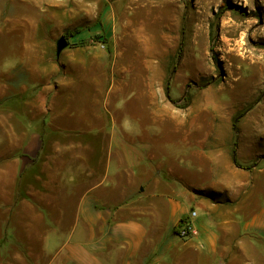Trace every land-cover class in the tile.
Returning <instances> with one entry per match:
<instances>
[{"label":"crops","instance_id":"crops-1","mask_svg":"<svg viewBox=\"0 0 264 264\" xmlns=\"http://www.w3.org/2000/svg\"><path fill=\"white\" fill-rule=\"evenodd\" d=\"M5 77L0 264H258L264 196L238 160L222 170L208 152L158 154L143 130L72 119L42 91L24 99L23 70ZM191 210L182 239L174 227Z\"/></svg>","mask_w":264,"mask_h":264},{"label":"rangeland","instance_id":"rangeland-1","mask_svg":"<svg viewBox=\"0 0 264 264\" xmlns=\"http://www.w3.org/2000/svg\"><path fill=\"white\" fill-rule=\"evenodd\" d=\"M21 70L24 99L143 130L158 154L238 160L264 196V0H0V79Z\"/></svg>","mask_w":264,"mask_h":264},{"label":"built area","instance_id":"built-area-1","mask_svg":"<svg viewBox=\"0 0 264 264\" xmlns=\"http://www.w3.org/2000/svg\"><path fill=\"white\" fill-rule=\"evenodd\" d=\"M190 218L186 219L184 223H182L181 226L178 227L177 235L182 239H187L191 237L192 233H194V228L191 223V218H194L196 216V211L191 210Z\"/></svg>","mask_w":264,"mask_h":264},{"label":"water","instance_id":"water-1","mask_svg":"<svg viewBox=\"0 0 264 264\" xmlns=\"http://www.w3.org/2000/svg\"><path fill=\"white\" fill-rule=\"evenodd\" d=\"M68 39L65 35H61L56 41V57H59L61 51L68 46Z\"/></svg>","mask_w":264,"mask_h":264},{"label":"trees","instance_id":"trees-1","mask_svg":"<svg viewBox=\"0 0 264 264\" xmlns=\"http://www.w3.org/2000/svg\"><path fill=\"white\" fill-rule=\"evenodd\" d=\"M80 31H82V27H81V26H80V27L78 26V27H76V28L73 29V30H69V31H67V33H65V36L68 38V37L71 36V35H74V34L79 33ZM185 220H186V219H182L180 222H178V223L176 224V226L174 227V229L176 230V232H177V230H178V227L181 226L182 223L185 222Z\"/></svg>","mask_w":264,"mask_h":264},{"label":"bare ground","instance_id":"bare-ground-1","mask_svg":"<svg viewBox=\"0 0 264 264\" xmlns=\"http://www.w3.org/2000/svg\"><path fill=\"white\" fill-rule=\"evenodd\" d=\"M139 5L140 4V0H133V5ZM237 21V20H236ZM249 23V20L248 21H243V22H239V23H236L235 22V28H245L246 25ZM243 30V29H242ZM133 34H135V32H132V36H134ZM141 38V37H140ZM139 41V40H138ZM136 41V42H138Z\"/></svg>","mask_w":264,"mask_h":264}]
</instances>
